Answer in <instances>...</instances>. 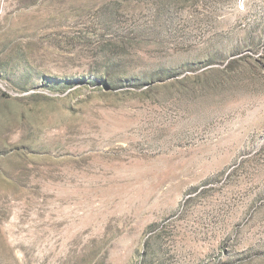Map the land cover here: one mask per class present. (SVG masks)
<instances>
[{"label":"rangeland","instance_id":"obj_1","mask_svg":"<svg viewBox=\"0 0 264 264\" xmlns=\"http://www.w3.org/2000/svg\"><path fill=\"white\" fill-rule=\"evenodd\" d=\"M0 264H264V0H0Z\"/></svg>","mask_w":264,"mask_h":264}]
</instances>
